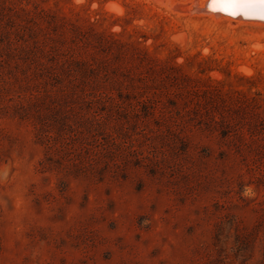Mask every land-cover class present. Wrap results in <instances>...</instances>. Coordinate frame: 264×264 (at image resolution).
<instances>
[{"label": "rangeland", "instance_id": "obj_1", "mask_svg": "<svg viewBox=\"0 0 264 264\" xmlns=\"http://www.w3.org/2000/svg\"><path fill=\"white\" fill-rule=\"evenodd\" d=\"M193 1L0 0V264H264V24Z\"/></svg>", "mask_w": 264, "mask_h": 264}, {"label": "bare ground", "instance_id": "obj_2", "mask_svg": "<svg viewBox=\"0 0 264 264\" xmlns=\"http://www.w3.org/2000/svg\"><path fill=\"white\" fill-rule=\"evenodd\" d=\"M198 1L194 0L191 3L190 5L191 12L203 11L205 13H211L214 16L221 14L233 19L235 18L244 19L246 21L254 20L264 24V5L253 4V5H237V6L229 7V6L211 5L210 0H203L202 3ZM108 8H112V7H110L109 5ZM120 8L118 9L121 12ZM113 9L115 10V8ZM238 13L240 14V16H236V14Z\"/></svg>", "mask_w": 264, "mask_h": 264}, {"label": "snow or ice", "instance_id": "obj_3", "mask_svg": "<svg viewBox=\"0 0 264 264\" xmlns=\"http://www.w3.org/2000/svg\"><path fill=\"white\" fill-rule=\"evenodd\" d=\"M211 5L218 6H237V5H264V0H210Z\"/></svg>", "mask_w": 264, "mask_h": 264}, {"label": "water", "instance_id": "obj_4", "mask_svg": "<svg viewBox=\"0 0 264 264\" xmlns=\"http://www.w3.org/2000/svg\"><path fill=\"white\" fill-rule=\"evenodd\" d=\"M236 16H240V14L238 13V14H236Z\"/></svg>", "mask_w": 264, "mask_h": 264}]
</instances>
